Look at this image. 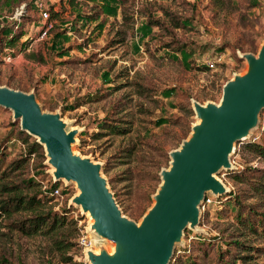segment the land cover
I'll return each mask as SVG.
<instances>
[{
  "label": "rangeland",
  "instance_id": "1",
  "mask_svg": "<svg viewBox=\"0 0 264 264\" xmlns=\"http://www.w3.org/2000/svg\"><path fill=\"white\" fill-rule=\"evenodd\" d=\"M35 1L12 0L0 7L4 13L2 23L19 21L23 32L13 47L1 48L0 83L33 91L42 108L60 111L68 127L78 129L74 150L101 164L102 175L119 207L139 221L154 201L153 194L161 182L160 170L169 165V151L180 145L197 120L192 98L202 103L219 101L225 81L246 69L241 54L257 53L264 40L261 0H156L153 4L148 0L161 27L148 25L140 15H129V19L133 17L135 33L128 34L122 43H114L122 29L118 0H78L79 4L44 0L53 27L43 37H39L43 20ZM160 7L167 8L182 25L174 26ZM95 9L100 11L92 17L90 13ZM166 44L168 48H163ZM5 49H10L11 60L3 59ZM189 105L192 113L187 111ZM111 123L125 132L101 127ZM261 124L264 109L258 126L235 143L233 167L242 143L256 135L257 140L264 141ZM8 131L14 135L9 136ZM20 131L26 132L21 130L20 120L13 119L11 109L0 105V171L7 169L11 159L26 152L27 142H23L24 133ZM29 136L28 143L36 140ZM131 146L133 152L128 156ZM43 154L44 157L40 150L33 152L24 174L9 172L10 179L18 182L21 176L32 175L47 184L53 182L44 148ZM259 163L264 164V159ZM226 171L221 169L216 175L231 189L233 181L227 178ZM56 182L60 194L51 200L53 207L72 209L78 232L89 217L70 202L77 192L75 183L65 179ZM217 204H210L205 214L202 212L197 228L200 230L185 228L169 264L179 248L190 247L203 238L206 245L212 242L219 249L226 247L219 238L229 231L237 233L244 245L264 246L260 238H253L241 226L219 219ZM23 214L0 215V255L13 264H91L78 243L62 257L49 249L48 237L39 233L26 235L15 229L12 221ZM224 227L227 228L223 230ZM105 242L111 249L112 243ZM193 251L198 255L197 248ZM243 254L248 256L244 259ZM235 255L238 257L233 263L264 264L261 251L236 245ZM198 260L200 264H212L211 258Z\"/></svg>",
  "mask_w": 264,
  "mask_h": 264
},
{
  "label": "water",
  "instance_id": "2",
  "mask_svg": "<svg viewBox=\"0 0 264 264\" xmlns=\"http://www.w3.org/2000/svg\"><path fill=\"white\" fill-rule=\"evenodd\" d=\"M241 56L246 69L225 81L219 101L192 98L197 120L180 145L169 151L154 201L139 221L123 213L101 164L74 150L78 129L69 128L60 111L42 108L33 91L0 83V105L11 109L21 130L43 146L53 182L75 183L77 192L70 202L88 215L86 229L98 249H84L91 264H169L185 228L200 230L206 195L217 198L230 191L216 173L233 167L235 143L258 126L264 109V40L257 53ZM105 241L112 243V252Z\"/></svg>",
  "mask_w": 264,
  "mask_h": 264
},
{
  "label": "trees",
  "instance_id": "3",
  "mask_svg": "<svg viewBox=\"0 0 264 264\" xmlns=\"http://www.w3.org/2000/svg\"><path fill=\"white\" fill-rule=\"evenodd\" d=\"M155 1L153 0L151 4ZM11 2L12 0H0V7L4 8L3 6ZM70 3L79 4L80 1L70 0ZM118 3L122 12V29L119 31L120 35L114 39V43H122L128 34L133 35L135 33L133 17L129 19V15H140L146 18L148 25L161 27L160 19L152 15L153 10L147 5L148 0H118ZM160 8L166 17H170L174 26L182 25L181 21L173 18L167 8ZM99 11L100 9H95L90 14L94 17ZM3 15L4 13L1 11L0 52L3 47H13L12 45H14L16 39L23 34V32H20L19 21L14 20L10 24L2 23L1 17ZM162 47L168 48V44L162 45ZM187 111L192 113L190 105L187 107ZM101 127L110 128L112 132H125L120 130L119 125L114 123L101 125ZM261 128H264V124H261ZM8 132L9 136L14 135L12 131ZM20 133H24L23 142H27L26 152L11 159L7 164V169L4 168L0 171V215L9 216L13 212H23L24 214L20 219L12 221V226L26 235L39 233L48 237L49 249L63 257L69 248L77 244V218L71 214L73 210L68 207L54 209L51 200L59 195L53 193V188L57 186V182L47 184L43 179H35L32 175L21 176L17 180L18 182L10 179L9 172L17 171V175L24 174V167L28 164L29 157L33 152L40 150L42 157H44L42 145L35 139L28 143L29 134L23 131H20ZM257 138L258 135L242 143V146L236 151L235 166L225 172L227 178L233 181L230 191L226 193L227 195L225 194V197L222 195L215 198L207 206L218 203L215 209L217 210L216 216H219V219L231 220L232 224L241 226L244 232L251 234L253 238H260L263 243L264 164L259 162L264 159V141H259ZM133 148L134 146H131L127 150L128 156H131ZM203 214H205V211ZM226 228L224 227L223 230ZM239 237L234 231L224 234L219 240L226 247L220 249L217 243L211 242L206 245L207 242L204 238H197L200 240L197 243H191L190 247L179 248L171 264H200V262L197 263L199 257H205L207 260L211 258L212 264H237L236 262L233 263L234 257H238L235 255L236 245L240 248L244 247L245 249L264 252L263 245H244L245 243H241L242 240H238ZM195 247L199 252L198 255L193 251L196 249ZM247 256V254H243L241 257L245 259ZM241 257L239 256V259ZM60 261L63 262L64 259L61 258ZM0 264H13V262L0 255ZM207 264L210 263L207 262Z\"/></svg>",
  "mask_w": 264,
  "mask_h": 264
},
{
  "label": "built area",
  "instance_id": "4",
  "mask_svg": "<svg viewBox=\"0 0 264 264\" xmlns=\"http://www.w3.org/2000/svg\"><path fill=\"white\" fill-rule=\"evenodd\" d=\"M35 6L37 7V9L40 13V16L42 17V20H43V23H42L41 28H40V33H39V37H43L53 27V23L48 16V9L46 7L44 0H36ZM261 6L264 9V0H261ZM5 50H6V52H5L6 54L3 56V59L4 60H11L12 54L10 52V49H5ZM53 193L60 194L59 186H55L53 188ZM215 198L216 197H214L211 194L206 195L203 204H201V206H200V208L202 209V212H204L206 210L207 205L209 203L213 202L215 200ZM86 226L87 225L79 226L78 235H77V243L83 249H85L87 247L94 246L92 243L91 236L86 229Z\"/></svg>",
  "mask_w": 264,
  "mask_h": 264
},
{
  "label": "bare ground",
  "instance_id": "5",
  "mask_svg": "<svg viewBox=\"0 0 264 264\" xmlns=\"http://www.w3.org/2000/svg\"><path fill=\"white\" fill-rule=\"evenodd\" d=\"M86 213L89 214V211L87 210ZM91 249H92L94 252H96V253L98 252V249H97V247H95V246H94V247L92 246ZM113 249H114V248L112 247L111 250H110V252H112Z\"/></svg>",
  "mask_w": 264,
  "mask_h": 264
}]
</instances>
